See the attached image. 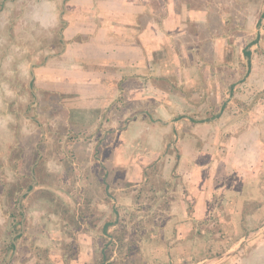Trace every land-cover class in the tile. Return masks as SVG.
Here are the masks:
<instances>
[{"label": "rangeland", "instance_id": "1", "mask_svg": "<svg viewBox=\"0 0 264 264\" xmlns=\"http://www.w3.org/2000/svg\"><path fill=\"white\" fill-rule=\"evenodd\" d=\"M79 1L0 0V264L12 239L14 264H100L101 251L120 264H264V0H191L208 9L207 21L173 39L177 52L193 48L185 58L198 69L180 75L198 72L185 83L202 98L170 111L176 138L154 162L135 148L123 165L118 147L135 134L136 100L117 102L120 118L112 117L106 96L105 106L94 101L105 87L86 83L80 106L65 115L39 86L48 72L54 81L75 76ZM211 34L225 37L234 65L216 58ZM188 112L189 120L177 116ZM32 173L34 190H16L12 202L8 190L31 184ZM72 212H81L75 228ZM118 228L124 243L107 242Z\"/></svg>", "mask_w": 264, "mask_h": 264}, {"label": "crops", "instance_id": "2", "mask_svg": "<svg viewBox=\"0 0 264 264\" xmlns=\"http://www.w3.org/2000/svg\"><path fill=\"white\" fill-rule=\"evenodd\" d=\"M86 1L89 2L87 3L89 7L84 3ZM78 3V14H75L72 20L74 34L79 37L72 44L74 56H77L74 60L80 61L73 67L77 74L75 73V76L70 74L72 78L63 80L57 78L59 80L54 81L52 77L50 78L54 74L48 72L49 76L45 81L74 87L76 96L74 104L69 105L70 108L80 106L81 97L84 96L82 87L88 85L86 83H93L101 89L105 87L96 95L94 101L101 106L102 96H106L108 98L106 101L112 103L109 107L112 117L120 118L115 108L117 102L122 104L127 100H136L139 105L130 116L133 117V121L138 118V125L135 134L124 141L125 145L118 147L120 152L118 160L120 159L123 165L125 153L136 148L140 151L137 152L138 157L145 163H152L154 160L150 161L151 159L172 146L175 141L174 126L177 125V121L171 118L170 111L180 107L192 108L202 98L203 92L201 93L199 88L187 89L185 83L186 80H190L189 78L199 80L198 72L193 71L187 79L180 75L191 65L197 70L198 67L195 65L198 62H187L185 56L192 54L186 52L188 46L178 45L181 51H176L174 37H177V34L184 36L186 26L190 28L195 24L206 23L208 9L199 7V3L191 0H182L178 5L176 0H80ZM153 5L157 6L156 10ZM146 7L151 10V15L148 14ZM177 12L183 22L178 32ZM210 37L214 38L211 46L219 57L216 58L221 60V63L229 62L230 64H227L231 66L232 59H226L224 55L226 51L221 48L225 37L213 34ZM217 59L214 60L218 61ZM175 70L178 78L173 81L176 83H173L168 77L174 76ZM132 75H135L133 76L135 78ZM55 76H59V73ZM193 85L194 81L190 87ZM152 102V107H143ZM128 114L127 109L123 116L124 131L132 121L128 120L130 118ZM177 116L179 119L189 120L192 115L188 112L187 115ZM11 243L13 254L7 259L6 264L10 261H13L11 264L16 263L19 256L16 241L15 245L12 241Z\"/></svg>", "mask_w": 264, "mask_h": 264}, {"label": "trees", "instance_id": "3", "mask_svg": "<svg viewBox=\"0 0 264 264\" xmlns=\"http://www.w3.org/2000/svg\"><path fill=\"white\" fill-rule=\"evenodd\" d=\"M245 53H246L247 56L249 55V51H246ZM39 86H40V88L42 90H44L48 94V97L50 98V100L55 98L54 99V100H56L55 104H58V102H60L62 106H65V108H63L61 106L60 109H62L63 112L65 113V115H67V113H68L67 107H69V105H71V103L74 102V98H75V95H76L75 91H74V87L70 86V85H65L64 83L53 82V81L41 82L39 84ZM66 90L69 91V94H68L67 97L65 96ZM53 106H56V105H53ZM65 124L67 126V121H66ZM36 167L37 166H35L33 168H36ZM124 182H125V184H123V186H126L127 184L130 183L129 181H124ZM23 187L29 188L30 184L26 183L25 186H23V184H20L18 189H16V187L13 186L11 189L8 190V195L7 196L9 197L10 200H12V202H13V200L16 201V198H18V196L13 198L14 197L13 195H14L15 191L16 190H22ZM43 197L48 198L50 201L53 199V197L50 194H48V196L47 195H43ZM22 207L24 208V210L26 209V206H25L24 203L22 204ZM21 215H22L21 211L16 208V210L14 211L13 216L17 219V221H19L21 219L20 218ZM80 216H81V212H78V213L77 212L76 213L72 212L71 213L69 218H71V220L74 221V228L79 225L78 222L80 220L79 219ZM111 224H113V223L111 222ZM108 225H110V223L105 224L104 231L107 230V226ZM109 233H110V236L112 237V239H109L107 242H110V241L113 240V241H120V242L124 243V233H122V231L119 228L115 229L114 231H110ZM7 246H9V248H11V249L13 248V244L11 242H9ZM128 246L132 247L133 252L137 251L136 250L137 247H133L131 245H128ZM100 253H101L100 254V260L101 261L99 260V257H97V260L95 259L96 263L99 260L100 264H104L105 262H107L105 264H120V261H108V257L105 256L103 251H101ZM12 262L10 261L9 264H11ZM122 264H124V263H122Z\"/></svg>", "mask_w": 264, "mask_h": 264}, {"label": "water", "instance_id": "4", "mask_svg": "<svg viewBox=\"0 0 264 264\" xmlns=\"http://www.w3.org/2000/svg\"><path fill=\"white\" fill-rule=\"evenodd\" d=\"M41 129H42V133H44V129L42 127H41ZM38 151H39V155H40L41 154V150H38ZM37 160H38V158H37ZM32 176H33V182L30 184V187L28 189H25V190L22 191L21 196L22 195H26L28 193L30 194L34 190L35 182H36L37 178H36V176L33 173H32ZM18 207H20V203H18ZM20 224L23 226V222L22 221L20 222ZM12 242L15 245V241L12 240Z\"/></svg>", "mask_w": 264, "mask_h": 264}]
</instances>
